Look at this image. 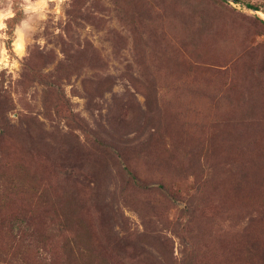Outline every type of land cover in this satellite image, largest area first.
Masks as SVG:
<instances>
[{
  "label": "rangeland",
  "instance_id": "obj_1",
  "mask_svg": "<svg viewBox=\"0 0 264 264\" xmlns=\"http://www.w3.org/2000/svg\"><path fill=\"white\" fill-rule=\"evenodd\" d=\"M23 2L0 264H264V0Z\"/></svg>",
  "mask_w": 264,
  "mask_h": 264
},
{
  "label": "clouds",
  "instance_id": "obj_2",
  "mask_svg": "<svg viewBox=\"0 0 264 264\" xmlns=\"http://www.w3.org/2000/svg\"><path fill=\"white\" fill-rule=\"evenodd\" d=\"M45 5L41 0H24L23 3L19 5V8L23 11L26 19H22L15 27V48L17 51H20L24 44V30L29 28V21L32 19V14H39L41 9ZM59 11V8L56 9ZM16 16V12L12 10V6L9 4L6 8L0 11V28H5L6 25L2 23L3 20L10 19ZM43 19V17H40ZM4 39H8L7 35L4 36Z\"/></svg>",
  "mask_w": 264,
  "mask_h": 264
},
{
  "label": "trees",
  "instance_id": "obj_3",
  "mask_svg": "<svg viewBox=\"0 0 264 264\" xmlns=\"http://www.w3.org/2000/svg\"><path fill=\"white\" fill-rule=\"evenodd\" d=\"M235 1H238V0H235ZM247 6L252 9V10H255V11H260L261 8L259 6H255V5H252V4H247ZM120 264V263H119Z\"/></svg>",
  "mask_w": 264,
  "mask_h": 264
},
{
  "label": "water",
  "instance_id": "obj_4",
  "mask_svg": "<svg viewBox=\"0 0 264 264\" xmlns=\"http://www.w3.org/2000/svg\"><path fill=\"white\" fill-rule=\"evenodd\" d=\"M229 1V0H228Z\"/></svg>",
  "mask_w": 264,
  "mask_h": 264
}]
</instances>
